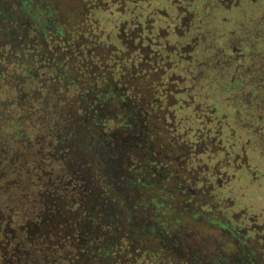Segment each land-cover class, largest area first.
<instances>
[{
  "label": "trees",
  "instance_id": "16d2710c",
  "mask_svg": "<svg viewBox=\"0 0 264 264\" xmlns=\"http://www.w3.org/2000/svg\"><path fill=\"white\" fill-rule=\"evenodd\" d=\"M77 1L73 12H59L69 0H0L3 11L4 5L11 10L0 14L7 27L1 28L0 34V264H123L108 257L101 214L86 190L77 159L64 148L67 142H59L49 133L56 126L52 107L56 103L44 107L43 102L45 96L52 95L46 90L37 101L31 100L32 94L24 98L25 88L19 89L17 78L23 77L22 70L30 62L45 71L42 66L47 62L40 60L48 55L45 41L51 43L47 49L56 44L69 49L72 43L85 42L73 40L76 36L70 26L92 25L96 30L97 20L85 18L88 10L92 11L90 18L99 10H116L125 17L120 32L125 35L126 52L129 45L151 46L154 18L148 2L141 0ZM258 10L256 7L254 17L243 15L246 20L238 22L229 50L213 48L199 67L189 55L187 70L190 67L195 75L201 72L205 78H190V73L186 81L173 78L170 83L177 89L170 94L175 137L178 127L183 128L176 148L180 146L186 156L180 161L188 156L198 159L195 168L189 159L192 172L184 183L191 185L197 172L200 187L211 192L205 206L185 207L169 223V231L179 228L189 236L192 251H152L133 264H264V232L253 227L256 223L250 221L251 213L236 209L232 187L235 182L239 190H245L248 184L260 192V185L251 177H264V14ZM53 18L56 21L50 25L47 21ZM76 21L77 26L72 25ZM55 23V30L39 32L41 26L52 28ZM30 48L38 50L40 57L30 55ZM56 84L58 87L57 80ZM186 85L187 91L178 90ZM153 86L149 107L167 97L157 93L168 85L155 80ZM163 104L169 108V100ZM184 110L186 116L177 117ZM243 171L251 176L242 179ZM172 192L174 201L185 202L174 187ZM179 208L176 203L169 207L171 213ZM232 227L239 233H230Z\"/></svg>",
  "mask_w": 264,
  "mask_h": 264
},
{
  "label": "flooded vegetation",
  "instance_id": "af4514ba",
  "mask_svg": "<svg viewBox=\"0 0 264 264\" xmlns=\"http://www.w3.org/2000/svg\"><path fill=\"white\" fill-rule=\"evenodd\" d=\"M141 1L148 2L154 18L150 30L151 46L133 48L129 45L131 49L126 52L125 35L120 32L125 17L116 10H99L94 18H90L92 11L88 10L85 18L88 22L97 20L96 30L91 29L92 25L70 26L76 36L73 40L85 42L78 46L72 43L69 49L57 44L47 49L51 43L45 41L48 55L40 59L47 62L42 66L45 71L41 72L40 67L30 62L22 70L23 77L17 78L19 89L25 88L24 98L32 94L31 100L37 101L46 90L49 96L52 95L50 98L45 96L43 102L44 107L56 103L51 104L56 118H50H55L56 126L49 133L59 142H67L64 148L77 159L86 190H90L92 203L101 214L99 221L106 230L108 257L111 261L119 259L123 264H133L148 254L150 256L152 251L191 253L189 236L179 228L169 231V223L174 214L185 207L205 206L211 192L200 187L197 172L191 185L184 183L188 173L192 172L188 169L189 159L193 168L198 159L188 156L180 161L186 156L180 146L176 148L178 134L183 128L178 127L175 137L171 129L175 120L170 108V94L171 91L176 93L177 89L170 83L173 78L186 81L190 73V78L204 77L201 72L195 75L190 67L187 70L185 64L189 55H193L194 65L201 66L213 48L218 51L232 48L229 40L234 42L238 22L246 20L243 15L256 16V7L259 14H264V0ZM77 3V0H69L59 12L66 9L73 12ZM3 7L9 12V7ZM3 19L0 16V34L1 28H7ZM53 19L47 22L51 25L56 21ZM8 23L11 22L8 20ZM77 24L76 21L72 25ZM54 26L56 23L52 28L43 25L39 32L44 34ZM30 49V55L40 57L38 50ZM24 55L22 53V57ZM155 80L168 85L157 93L167 97H162L161 102L158 100L160 104L155 107H149ZM187 89L186 85L178 90L185 92ZM166 100H169V108L165 109L163 103ZM60 103L64 105L58 106ZM177 114V117L186 116L187 110ZM181 121L187 124L185 120ZM179 137L182 139V135ZM244 175L251 176L243 171L240 177L244 179ZM260 177L254 174V180L253 177L251 180L257 182ZM172 187L176 193H181L184 203L174 201ZM260 194L264 198L263 187ZM175 203L180 208L171 213L169 207ZM233 204L238 211L251 213L249 219L256 223L253 227H257V232H264V203L258 211H253L252 201H234ZM229 232L239 233L233 227ZM257 239L261 237L257 235Z\"/></svg>",
  "mask_w": 264,
  "mask_h": 264
},
{
  "label": "rangeland",
  "instance_id": "374dc122",
  "mask_svg": "<svg viewBox=\"0 0 264 264\" xmlns=\"http://www.w3.org/2000/svg\"><path fill=\"white\" fill-rule=\"evenodd\" d=\"M242 183V182H241ZM256 185H260V187L264 188V177H260L258 181L256 182ZM243 186V183H242ZM245 185V190H239L240 185L238 183H233L232 187L235 189L234 197L237 202L243 203V201H252L253 205V211H258L262 208V204L264 203V198L258 192V188L253 186ZM243 200V201H242ZM264 216V213H263Z\"/></svg>",
  "mask_w": 264,
  "mask_h": 264
}]
</instances>
